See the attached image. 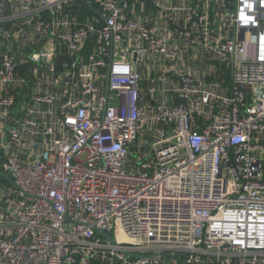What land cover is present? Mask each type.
<instances>
[{
    "label": "built area",
    "instance_id": "built-area-1",
    "mask_svg": "<svg viewBox=\"0 0 264 264\" xmlns=\"http://www.w3.org/2000/svg\"><path fill=\"white\" fill-rule=\"evenodd\" d=\"M0 175V264H264V0H0Z\"/></svg>",
    "mask_w": 264,
    "mask_h": 264
},
{
    "label": "water",
    "instance_id": "water-1",
    "mask_svg": "<svg viewBox=\"0 0 264 264\" xmlns=\"http://www.w3.org/2000/svg\"><path fill=\"white\" fill-rule=\"evenodd\" d=\"M0 176L6 178L10 183H12V180H11V178H10L8 175H0ZM175 258H176L179 262L184 263L180 258H178V257H175ZM184 264H185V263H184Z\"/></svg>",
    "mask_w": 264,
    "mask_h": 264
}]
</instances>
